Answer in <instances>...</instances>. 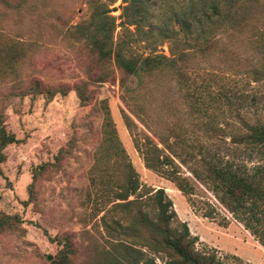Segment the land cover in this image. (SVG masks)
I'll return each instance as SVG.
<instances>
[{
  "label": "rangeland",
  "instance_id": "374dc122",
  "mask_svg": "<svg viewBox=\"0 0 264 264\" xmlns=\"http://www.w3.org/2000/svg\"><path fill=\"white\" fill-rule=\"evenodd\" d=\"M122 1H0V111L5 133L15 140L0 151V215L17 218L13 230L0 232V264H166L163 254L143 246L145 232L129 221L133 206H117L121 202L114 195L124 182L123 164L135 173L139 196L163 191L174 213L172 225L186 227L195 250L213 254L221 264H264V247L170 151L164 150L191 186L190 194H182L165 176L144 167L133 140L147 136L157 144L159 136L179 155L186 145L178 141L173 145L180 138L166 128L187 119L169 70L143 76L140 83L94 52L91 44L99 18L90 25L89 16L100 10L99 3L113 17L110 41L127 38L122 22L135 13L133 9L123 13ZM215 1L138 4L139 32L125 26L134 32L128 37L137 40L132 48L146 54L154 47L156 53L167 55L165 35L177 30L176 22L186 18L189 6L206 12ZM178 32L184 35L183 30ZM34 83L63 92L51 97L16 95ZM121 96L129 109L142 108L154 122L155 134L130 113ZM259 112L263 118L264 111ZM122 114L132 122L130 129ZM186 138L193 139V150L202 142L197 132ZM214 143L216 139H210L207 145Z\"/></svg>",
  "mask_w": 264,
  "mask_h": 264
},
{
  "label": "trees",
  "instance_id": "16d2710c",
  "mask_svg": "<svg viewBox=\"0 0 264 264\" xmlns=\"http://www.w3.org/2000/svg\"><path fill=\"white\" fill-rule=\"evenodd\" d=\"M146 1H122L126 3L123 13L133 9L135 14L122 22L127 38L115 43L109 39L113 17L108 15L107 8L102 9L104 4L99 3L100 10L95 9L89 16L90 25L94 24V17L99 18L91 44L99 59L111 60L125 75L136 77L140 83L143 76H157L169 70L181 92L179 97L187 122L177 120L166 128L175 138H180L175 139L173 145L185 143V147H180V156L159 136L157 144L147 136L133 140L134 147L145 168L165 176L182 194H190L191 186L178 175L164 152L170 151L264 247V117L261 118L259 112L264 111V0H216L206 12L190 5L186 18L176 22L177 30L171 29L172 32L165 35L167 55L156 53L154 47L148 48L146 54L132 48L137 40L128 37L134 32L125 26H134L139 32L142 23L136 20L137 5ZM180 30L184 31L183 36L179 35ZM178 43H182V47H178ZM58 92L63 90L40 88L34 83L16 95L34 93L51 97ZM124 92L127 94L130 90ZM120 99L129 109L125 97ZM129 111L148 131L156 133L151 130L154 122L144 115L140 106H132ZM122 118L130 129L132 122L124 114ZM174 130L179 132L174 134ZM196 132L202 142H197L199 145L193 150V139L186 142V137ZM224 137L228 138L227 142ZM210 139L218 142L212 148L207 145ZM14 141L13 136L4 131L0 111V151ZM2 160L0 152V162ZM122 170L124 182L114 198L121 202L117 203L118 207L133 206L129 221L137 230L145 232L142 238L145 248L163 254L166 264H221L213 254L194 249V238L184 225L182 229L172 225L171 203L161 189L143 198L138 195L137 178L129 164H123ZM133 195L132 200L126 201ZM15 219V216L0 215V232L13 230Z\"/></svg>",
  "mask_w": 264,
  "mask_h": 264
},
{
  "label": "water",
  "instance_id": "95a60500",
  "mask_svg": "<svg viewBox=\"0 0 264 264\" xmlns=\"http://www.w3.org/2000/svg\"><path fill=\"white\" fill-rule=\"evenodd\" d=\"M46 258H47V260H49L50 259V256H47Z\"/></svg>",
  "mask_w": 264,
  "mask_h": 264
}]
</instances>
